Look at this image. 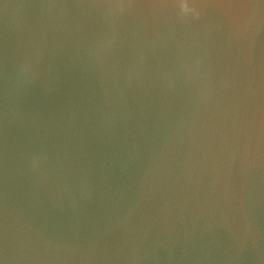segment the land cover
<instances>
[{
  "label": "water",
  "instance_id": "water-1",
  "mask_svg": "<svg viewBox=\"0 0 264 264\" xmlns=\"http://www.w3.org/2000/svg\"><path fill=\"white\" fill-rule=\"evenodd\" d=\"M0 264H264V0H0Z\"/></svg>",
  "mask_w": 264,
  "mask_h": 264
}]
</instances>
